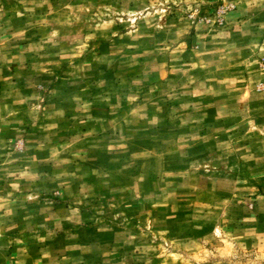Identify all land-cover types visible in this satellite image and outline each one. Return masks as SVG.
Instances as JSON below:
<instances>
[{"label": "rangeland", "instance_id": "obj_1", "mask_svg": "<svg viewBox=\"0 0 264 264\" xmlns=\"http://www.w3.org/2000/svg\"><path fill=\"white\" fill-rule=\"evenodd\" d=\"M0 264H264V0H0Z\"/></svg>", "mask_w": 264, "mask_h": 264}]
</instances>
